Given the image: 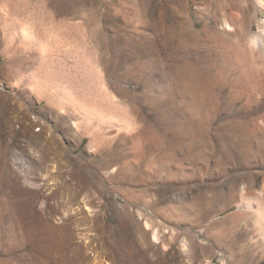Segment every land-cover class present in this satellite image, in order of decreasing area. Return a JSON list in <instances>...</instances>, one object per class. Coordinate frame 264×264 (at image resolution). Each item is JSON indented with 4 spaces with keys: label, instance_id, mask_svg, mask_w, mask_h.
Segmentation results:
<instances>
[{
    "label": "rangeland",
    "instance_id": "1",
    "mask_svg": "<svg viewBox=\"0 0 264 264\" xmlns=\"http://www.w3.org/2000/svg\"><path fill=\"white\" fill-rule=\"evenodd\" d=\"M248 183L264 0H0V264H264Z\"/></svg>",
    "mask_w": 264,
    "mask_h": 264
},
{
    "label": "bare ground",
    "instance_id": "2",
    "mask_svg": "<svg viewBox=\"0 0 264 264\" xmlns=\"http://www.w3.org/2000/svg\"><path fill=\"white\" fill-rule=\"evenodd\" d=\"M263 41V40H262ZM255 42V41H254ZM100 89V88H99ZM99 91V90H98ZM101 92L102 94H105V95H108V90L107 88L104 86L103 88H101ZM106 98V96H105ZM108 99V98H107ZM64 105V104H63ZM76 105V104H75ZM74 105V106H75ZM81 105V104H80ZM73 106V108H74ZM63 108V107H62ZM75 110H77L75 108ZM63 114H65L63 111H61ZM96 112V111H95ZM97 113V112H96ZM99 113V112H98ZM68 114V112H67ZM100 114H98L99 116ZM93 117H97L96 114L92 111H88L85 113V121L88 123V121L93 118ZM67 117L65 116V122L67 125L71 126L73 128V131L76 130L78 131L79 128H80V124L78 122L73 121L71 119H66ZM98 118V117H97ZM102 122L104 123H110V124H114L116 125L117 127L121 129H126V130H129L131 128V123L126 120V118H122V117H104L102 116ZM99 119V118H98ZM63 120V119H62ZM93 120V119H92ZM90 120V121H92ZM85 122V123H86ZM101 122V123H102ZM82 123V122H81ZM86 125V124H85ZM90 126V125H89ZM119 130V131H120ZM69 132V131H68ZM80 132V131H79ZM72 134V133H71ZM242 137V136H241ZM251 139V138H250ZM250 144V143H249ZM225 148V147H224ZM223 148V149H224ZM226 149V148H225ZM233 152L236 153L235 155H237V157L239 156L240 159H244L245 160H251V158H253L254 156L256 157L258 155V152L253 149L252 146H243V147H236L233 149ZM234 155V156H235ZM261 155V154H260ZM239 159V160H240ZM252 187L251 184H247L245 186V192H243L242 194H240L239 196L234 194L233 195V199L227 203L220 211H224L226 209H230L231 207H234L236 206V210L233 211V212H230L227 217H235V216H240V217H244V218H247L249 214L252 215L255 223L257 224V231H258V240L255 242L257 247H261L262 249L260 250V253H259V256L260 258H264V211L262 210L261 205L259 204L258 208H255L254 207V201L257 200L255 199L253 196H251L250 194L247 193V191ZM249 192V191H248ZM263 195V194H261ZM81 198V197H80ZM85 198V197H84ZM83 199V198H82ZM93 199V198H92ZM91 200V199H90ZM260 200L258 199V202ZM260 203V202H259ZM94 204V203H93ZM86 205V203H85ZM89 206V205H88ZM79 208V206H78ZM235 208V207H234ZM81 209V207H80ZM90 209V208H89ZM218 215V214H217ZM87 218V217H86ZM243 218V219H244ZM51 226V224H50ZM149 226V225H148ZM54 227V226H53ZM157 230V229H156ZM155 230V231H156ZM72 231V230H71ZM82 237V236H81ZM88 237V236H86ZM89 242V241H87ZM256 247V246H255ZM97 251V250H96ZM95 257V256H94ZM96 259V258H95ZM91 260V259H90Z\"/></svg>",
    "mask_w": 264,
    "mask_h": 264
}]
</instances>
